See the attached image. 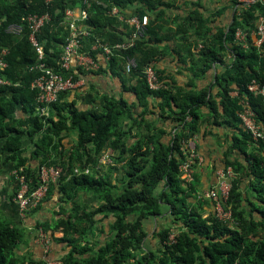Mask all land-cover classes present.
Instances as JSON below:
<instances>
[{
	"label": "trees",
	"instance_id": "1",
	"mask_svg": "<svg viewBox=\"0 0 264 264\" xmlns=\"http://www.w3.org/2000/svg\"><path fill=\"white\" fill-rule=\"evenodd\" d=\"M172 1L0 0V50L9 51L6 57L9 66L0 76L11 83L0 85V140H4L3 150L9 153L7 160L14 161L18 174H25L32 188L36 187L41 165H51L48 154L56 150L55 146L50 148L51 143L55 138L60 140L61 132L76 130V159L85 156V166L100 165L101 155L108 149L119 151L116 161H125L126 173L121 183L112 182L105 175L94 177L85 173H74L65 182V174L69 172L62 166V177L51 185L44 201L52 199L55 189H59L62 198L57 214L66 211L63 201L72 202L66 227L80 237L70 239L78 246L59 264H264V140L256 142L239 115L248 107L257 121L264 123V96L249 89L254 80L264 86V42L259 46L250 42V33L258 29L260 17L264 16V1L245 4L231 0L236 7L235 15L228 31L218 38L209 29L208 18L198 9L177 24L174 35L183 42L182 47L187 51L189 48L188 55L199 74L203 75L215 61L224 64L226 53L234 54L235 58L216 78L221 110L208 88L192 89L179 96L163 76H159L158 89H152L146 79L145 68L153 64L159 53L153 44L162 39L160 32L167 30V20L172 17L169 14ZM113 7L119 9L117 15L111 13ZM68 8L88 13L84 22L92 32L90 42L100 40L109 45L134 33L136 28L127 18L148 16V24L135 44L117 50L109 61L111 69L124 70L128 58L137 60L138 67L128 73L129 80L135 83L127 90L136 95L144 108L140 114L136 115L137 103L109 95H102L101 110H80L75 101L67 99L69 91L51 105L49 116L37 113V90L31 85L38 73L31 67L37 63L39 54L30 41V28L24 18L30 14H50L51 21L37 36L44 46L45 61L59 70L58 61L69 35L65 22ZM15 25L22 26V33L12 31L10 27ZM238 30L246 33L245 41L237 38ZM199 44V51L192 52L191 47ZM234 91L237 95H232ZM151 98L161 100L160 117L175 122L177 131L169 141L165 139V131L146 121ZM203 107L211 112V124H220V118H224L235 132L230 149L222 158L224 167L232 166L237 173L227 203L232 211L228 221L217 217L211 200L197 198L201 191L196 176L192 182L180 177V165L190 147L186 143L201 131ZM126 119H131L132 124H125ZM135 129L139 131L136 135ZM132 135L137 139L128 144L127 138ZM36 136L37 148L31 155H25L29 146L24 145V139ZM234 150L241 155L234 156ZM40 156H43L41 163L33 168L31 160ZM14 178L17 180L16 174ZM18 189L19 184L14 197ZM81 191L98 195L100 203L89 211L82 208L76 201ZM203 204L211 207L207 216L201 208ZM154 217L158 219L157 227L150 236ZM105 218H110L109 237L102 244L92 245L87 235ZM60 221L55 224L41 221L36 228H43L53 239L61 241L67 237H56L54 233L60 230ZM25 237L26 229L0 209V264H49L22 254L20 246ZM151 238L158 240L156 250L147 248V240Z\"/></svg>",
	"mask_w": 264,
	"mask_h": 264
},
{
	"label": "crops",
	"instance_id": "2",
	"mask_svg": "<svg viewBox=\"0 0 264 264\" xmlns=\"http://www.w3.org/2000/svg\"><path fill=\"white\" fill-rule=\"evenodd\" d=\"M196 9L208 18L209 29L216 35V38H218L223 31H228L236 11V7L231 4V0H173L169 11L172 17L167 20V30L160 32L162 39L153 44V47H158L159 53L152 65L156 68L159 76H163L165 81L170 82L173 90L178 91L177 93L179 96L187 94L192 89L199 90L208 88L209 94L215 97L218 102V108L221 110L220 88L216 85V78L220 72L225 70L226 65L232 62L235 58L234 54L229 52L226 53L224 56V64L215 61L212 66L201 75L199 74V70L192 64V57L188 55L189 48L187 51L182 47L181 44L183 42L174 35L175 30H177V24L191 11ZM222 10L223 12L218 14L219 11ZM194 36L195 35H193V39H195ZM250 42L259 46L258 35L254 30L250 33ZM200 47L201 44L192 46V52H198ZM81 79H83V81L75 89L69 91L67 96L70 102L75 101L76 106L80 110H101L103 107L102 95L125 97L128 101L137 103L138 105L136 104L135 107L136 115L144 110L136 100V95L132 91L127 90L128 87L135 83V80L130 81L128 74L124 72L123 68L117 67L113 70L109 62H104L102 71L85 72L82 74ZM191 82L193 84H191ZM232 95H237V92H232ZM64 100H66V98L62 101ZM160 101L161 100L158 98H151L149 102V111L146 112L145 117L148 124L150 123L151 126L152 124L156 125L160 130L165 131V139L169 141L172 134L177 131V127H175V122L171 119H163L160 117ZM202 111L201 131L195 134L194 138L191 139L193 146L197 148L202 156V161L195 167L198 191L206 190L216 184V171L224 166L222 158H224L225 152L230 149L235 134L234 129L228 125V122H226L224 118H220V124H211V112L205 107L202 108ZM54 119L57 120L56 117H54ZM124 123L130 125L132 124V120L126 119ZM143 127L146 129L145 126ZM179 131L180 130H178V132ZM137 133H139V131L135 129L134 134L136 135ZM77 139L78 133L76 130H70L69 132L63 131L60 134V140L58 141V138H55L51 143L50 148L53 146L56 148L55 151H51L48 154L51 165L65 166V170L69 172L65 174L66 179L63 181L68 182L74 173L78 175L85 173L94 177L105 175L112 182L121 183L126 173V168L125 161L119 162L115 159L119 151L111 149L104 150L100 158V165L94 166L89 163L85 166V156L82 160L76 159L77 153L75 151V146L77 144ZM127 139L128 144H131L137 138L132 135ZM38 140L37 136L34 139H24V145L29 146L25 155H31V152L37 148L36 144ZM3 143L4 140H0V209L8 218L26 229V240L20 246L22 254L30 255L34 259H44L49 264L50 262H58L71 250H76L78 246L70 242V239L73 237L79 239L80 234L66 227V220L72 212L73 204L72 202L63 201L66 211L60 215L57 214L60 210L62 194H60L59 189H55L52 199L45 200L38 210L27 216H23L14 199V194L18 186V181L14 178L16 165L14 161L7 160L9 153L3 150ZM82 152L83 151H81V153ZM232 153H234V156L241 155L235 150L232 151ZM106 155L109 156V158H107ZM42 159L43 156H40L38 159H32V167L37 168ZM76 201L77 204L83 206L82 208H86L88 211L94 209L100 203L98 195L91 191H81ZM201 208H204L205 214H209L211 211V207L205 204H203ZM101 218L102 216H98V219ZM58 219H61V226L60 230L54 232L55 236L64 237L65 235L67 238L61 241L53 239L51 250L46 253L43 245L37 240L38 230L36 226L41 221H49L55 224ZM109 219L105 218L103 221H99L94 226L93 233L87 235L92 245H95L97 242L102 244L105 242V239L109 237ZM153 220V225L149 227V230L151 229L150 236L153 235L157 227L156 221H158V219L154 217ZM103 228L105 231L101 232ZM82 244L84 245L85 242ZM157 246L158 240L156 238L147 240V248L156 250Z\"/></svg>",
	"mask_w": 264,
	"mask_h": 264
},
{
	"label": "built area",
	"instance_id": "3",
	"mask_svg": "<svg viewBox=\"0 0 264 264\" xmlns=\"http://www.w3.org/2000/svg\"><path fill=\"white\" fill-rule=\"evenodd\" d=\"M240 1L245 4H253L264 0ZM111 13L117 15L119 9L113 7ZM87 16L88 13L80 8L66 9L65 22L69 29V35L66 37L63 53L58 61L59 70H56L45 61L44 46L37 36L41 28L51 21L50 14H30L24 18L30 28V41L39 54L37 63L31 67V70H36L38 73L31 87L37 90L36 101L38 106L36 111L41 116L47 117L50 115L51 105L59 100L63 92L75 89L83 81L81 79L83 73L100 70L104 62H109L116 55L117 50L133 46L149 21L147 15L142 18L137 15L130 16L127 18V22L136 28L134 33L122 42L109 45L100 40L89 41L92 32L84 22ZM120 18L123 19V16L120 15ZM10 28L17 34L23 31L22 26L19 25L11 26ZM256 33L258 35V44L261 45L264 42V16L260 17ZM245 37L246 33L238 30L237 38L245 41ZM91 52H94V54ZM8 53L9 51L6 48L0 50V72L5 71L9 66L6 59ZM137 67L138 63L135 58H128L124 63V71L127 74ZM144 73L152 89H158L161 86L159 74L154 65L147 66ZM10 84L9 80L0 76V85ZM249 89L255 94L264 96V86L255 80L249 85ZM239 115L244 127L251 133L253 139L256 142L264 140V123L257 121L255 113L247 107ZM186 144L190 147L187 149L186 160L180 165V177L186 182H192L195 179V167L202 161V156L193 146L191 140ZM106 157L109 158L107 155ZM14 174H16L19 184V189L14 199L21 214L27 216L32 210L40 207L48 195L51 185L58 183L63 175V167L60 165H41L39 185L33 188L31 181L28 180L25 174H18L17 171ZM216 174V184L198 193L197 198L211 200L217 217L228 221L232 218V211L227 203L233 186L232 182L237 177V173L232 166L227 168L223 166L217 169ZM37 240L43 245L46 253L51 250L53 243L52 234L43 228H39ZM50 264H59V262H50Z\"/></svg>",
	"mask_w": 264,
	"mask_h": 264
},
{
	"label": "rangeland",
	"instance_id": "4",
	"mask_svg": "<svg viewBox=\"0 0 264 264\" xmlns=\"http://www.w3.org/2000/svg\"><path fill=\"white\" fill-rule=\"evenodd\" d=\"M207 215H208V214H205V213H204V216H207Z\"/></svg>",
	"mask_w": 264,
	"mask_h": 264
}]
</instances>
